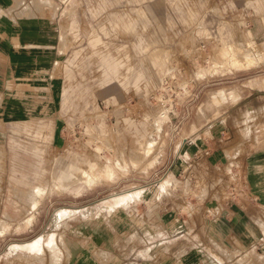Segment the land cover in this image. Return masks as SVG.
Masks as SVG:
<instances>
[{"label": "rangeland", "instance_id": "374dc122", "mask_svg": "<svg viewBox=\"0 0 264 264\" xmlns=\"http://www.w3.org/2000/svg\"><path fill=\"white\" fill-rule=\"evenodd\" d=\"M26 7L61 27L65 124H12L0 142V264H81L88 256L91 264H130L123 233H132L135 217L144 214V223L178 204L180 180L212 181L220 150H229L227 169H242L245 133L260 143L264 0H26ZM230 48L254 64L233 68L223 55ZM196 137L200 152L187 154ZM124 240L135 243L131 234Z\"/></svg>", "mask_w": 264, "mask_h": 264}, {"label": "crops", "instance_id": "0c3cea01", "mask_svg": "<svg viewBox=\"0 0 264 264\" xmlns=\"http://www.w3.org/2000/svg\"><path fill=\"white\" fill-rule=\"evenodd\" d=\"M60 33L55 18L28 10L26 0H0V142L9 139L12 124H65L60 112L64 82L59 66L65 51ZM252 97L250 91L249 102L245 99V127L252 124ZM260 114L263 119L264 105ZM196 140L195 146H184L187 154L200 152L201 139ZM255 140L260 143L253 146L251 134H244L242 169H227L229 150H220L212 181L180 180L185 191L179 193L178 204H164L144 223V214L135 217L132 233H123V258L132 260L130 264H235L253 255L264 258V131ZM195 169L201 171L198 165ZM130 234L135 237L131 246L124 240ZM144 238H151L146 245ZM91 261L84 257L81 264Z\"/></svg>", "mask_w": 264, "mask_h": 264}, {"label": "bare ground", "instance_id": "6f19581e", "mask_svg": "<svg viewBox=\"0 0 264 264\" xmlns=\"http://www.w3.org/2000/svg\"><path fill=\"white\" fill-rule=\"evenodd\" d=\"M241 45V44H240ZM237 47V46H236ZM256 47V46H255ZM250 48V47H249ZM239 49V48H238ZM226 50V49H225ZM224 50V51H225ZM223 51V52H224ZM241 51H244V50H242L241 49ZM240 51V52H241ZM247 51V50H246ZM222 52V53H223ZM251 53V52H250ZM259 53V52H258ZM240 53L238 52V50L236 51V50H234V49H229V50H226L224 53H223V55L225 56V57H229L230 59H231V61H232V66H233V68H237V69H246V68H249L250 66H252L253 64H254V61L255 60H253L252 59V57L251 56H249V53H246V52H242V55L243 56H245V60H243V61H239L238 60V55H239ZM253 54V53H252ZM254 57V56H253ZM255 58V57H254ZM259 58V57H258ZM257 58V59H258ZM261 58V57H260ZM259 58V59H260ZM262 60H264V59H262ZM224 61V60H223ZM260 61V60H259ZM225 64V63H224ZM259 64V63H258ZM215 65V64H214ZM92 179V178H91ZM93 180V179H92ZM91 181V180H90ZM91 183V182H90ZM91 185V184H90Z\"/></svg>", "mask_w": 264, "mask_h": 264}]
</instances>
